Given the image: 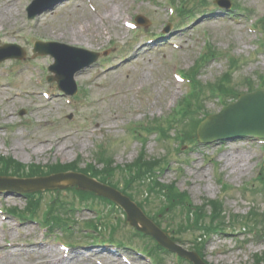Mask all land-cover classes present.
<instances>
[{"label":"rangeland","instance_id":"obj_1","mask_svg":"<svg viewBox=\"0 0 264 264\" xmlns=\"http://www.w3.org/2000/svg\"><path fill=\"white\" fill-rule=\"evenodd\" d=\"M32 1L0 0V47L17 44L26 51L23 61L0 63V156L12 157L28 168L74 162L79 163L80 168H86L92 163L99 172L112 170L111 181L119 188L134 178L148 182L151 174H145L144 168H148L149 159L162 169L160 183L171 184L178 192H185V200L192 201L197 208L211 202L209 210L220 213L219 219L213 222H226V236L208 234L202 238L204 247L198 245L206 264H264V237L253 238L245 235L246 232L240 233L249 225L258 226L260 220H264V187L253 182L259 174L264 176V148L246 141L209 147L197 145L195 141L192 144L187 139L186 149L179 151L177 129L175 125L167 126L170 121H166L187 95L186 85L175 82L172 69L180 70L184 75L185 72L193 74L196 82L205 88L206 92L193 100V108L201 109L198 114H215L223 99L232 97H222L220 93L211 96L208 93L211 86L236 94L251 87L263 88L264 29L258 21L264 18V0H231L243 12L232 11L233 15L226 18L223 14L228 12L211 11L214 0H176L173 19L163 0H65L53 10L29 20L26 8ZM184 3L195 8L191 13L197 11L198 20L184 18V27L175 30L171 23L177 21L178 10ZM95 7L103 14L116 11L115 16L120 18L114 22L110 19L101 22L92 13ZM9 8L16 9L13 16L5 10H11ZM207 10L209 15H206ZM137 16L147 19L148 25L138 32L128 31L124 22L135 23ZM166 24L171 25L168 33H163ZM251 25L259 32L251 34L248 31ZM150 37L163 40L144 45ZM35 40L58 41L100 53L96 64L75 78L77 93L72 97L73 106L65 103L55 82H46V76L51 75L46 68L52 64V59L32 57ZM173 44L182 49L174 50ZM208 47L219 56L205 64L199 59ZM37 78L42 81L40 88L34 82ZM42 91L49 92L51 100L44 99ZM22 111L25 114L20 116ZM185 124L178 128L185 131ZM155 126L165 131L163 138H156L158 133L152 129ZM135 128L137 130L133 131ZM139 139L144 141L143 149ZM43 141L48 142L40 145ZM41 146L46 148L37 153ZM62 147L67 148L66 154H57ZM141 149L139 159L144 168L136 167ZM141 186L142 183L137 193L128 190L136 202L146 199ZM74 190L58 193L48 190L50 192H43L40 197V213H44L53 201L54 215L59 223L68 221L72 224L70 233L58 226L46 231V224L39 217L18 220L8 209L22 211L26 198L16 193L0 194V209L4 213L0 219L7 217L5 222L0 221V264H12L11 259L15 258L23 264H42L39 258L43 255L26 256L20 249H7L5 244L30 242L34 245L30 251L54 250L59 253L58 240L72 247V260L62 264H97V261L121 264L108 253L97 255L102 249L99 245L104 244L102 237L122 241L125 245L118 247L122 254L136 260L133 264L144 262L135 251L144 247V240L125 224L121 211L110 210L108 204L95 200L81 203ZM166 202L164 200L168 205ZM63 203L74 204L75 211L67 212ZM161 207V204L156 207L153 203L144 209L148 211L147 215L153 216ZM172 210L173 206L167 209L169 213ZM101 211L103 217L98 214ZM185 211L163 214L158 223L163 230L166 228L173 237L179 238L184 250L191 251L197 248L195 243L200 232L183 230L187 224L182 216ZM38 213L36 211V215ZM99 218L102 222L108 218L111 225L101 226L102 234L97 239L83 240L84 236L79 232L81 227ZM201 222L208 224V217ZM69 223L65 225L67 229ZM43 240L47 246L40 243ZM73 240L78 243H71ZM128 240H134L132 246L128 245ZM62 253L69 254V249H63ZM61 254L52 256L60 257ZM172 263L173 258L166 257L164 264Z\"/></svg>","mask_w":264,"mask_h":264},{"label":"water","instance_id":"obj_2","mask_svg":"<svg viewBox=\"0 0 264 264\" xmlns=\"http://www.w3.org/2000/svg\"><path fill=\"white\" fill-rule=\"evenodd\" d=\"M41 12V11H40ZM38 50L46 51L42 45ZM45 53V52H44ZM94 59L90 62L92 63ZM68 62L63 57H59L56 66L57 79H63L66 76L69 81L71 74H67L66 67ZM89 66V64H87ZM242 136H257L264 137V92L258 91L253 94L242 96L237 103L225 108L220 114L211 116L205 121L198 131L199 142L209 143L221 139H232ZM14 188L22 192H31L35 190H43L47 188H63L65 186L77 185L80 189L92 191L98 195L110 198L120 205L127 214L128 222L137 230L143 231L151 236H154L162 245L170 250H175L179 254L194 260L199 264L197 259L186 252L177 248L170 243L157 228L146 219L140 210L131 203L127 198L123 197L117 191L106 186L96 183L92 179H88L76 174H67L53 176L46 179H34L27 181H18L15 179L9 180ZM67 182V183H63ZM20 184V185H17ZM9 188L6 186L5 188ZM4 188V187H3ZM13 188V189H14Z\"/></svg>","mask_w":264,"mask_h":264},{"label":"bare ground","instance_id":"obj_3","mask_svg":"<svg viewBox=\"0 0 264 264\" xmlns=\"http://www.w3.org/2000/svg\"><path fill=\"white\" fill-rule=\"evenodd\" d=\"M12 6H13V4H11ZM13 8V7H12ZM12 8H9V9H11V10H7V9H5L7 12H10L11 13V16H13L14 15V10L16 11V9L14 8V9H12ZM5 10H3V13H4V11ZM118 12H116V11H113V12H106L105 14H103L102 12H99L98 14L102 17L101 19H100V21H103V22H106V21H108L107 19H110L111 21H116L117 19L119 20V18L120 17H118V16H115L116 14H117ZM93 20V19H92ZM94 21V20H93ZM74 36H78V34L76 33V32H71ZM60 139V138H59ZM62 139V138H61ZM63 140H65V139H63ZM48 141H43V142H41L40 143V145H44V143H47ZM64 143L62 142V145H63ZM46 145V144H45ZM40 148V150L37 152V153H41L42 152V150L44 149V148H46V147H44V146H41V147H39ZM67 148L66 147H62L61 148V150L59 151V153H57V154H60V155H64V154H66V152H65V150H66ZM42 250H39V251H37V252H34V253H31L32 255L31 256H37L40 252H41ZM21 252H23V251H21ZM49 251H47V252H44L43 253V256H41L39 259H41V263L42 264H54V259H53V257H52V252H50V253H48ZM18 253H19V251H18ZM23 254V253H22ZM11 261H12V264H23V262L19 259V258H15V259H11ZM111 264H117V263H111ZM122 264V263H121Z\"/></svg>","mask_w":264,"mask_h":264}]
</instances>
